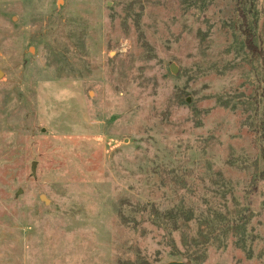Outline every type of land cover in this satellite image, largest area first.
<instances>
[{
    "label": "rangeland",
    "instance_id": "1",
    "mask_svg": "<svg viewBox=\"0 0 264 264\" xmlns=\"http://www.w3.org/2000/svg\"><path fill=\"white\" fill-rule=\"evenodd\" d=\"M263 112L264 0H0V264H264Z\"/></svg>",
    "mask_w": 264,
    "mask_h": 264
},
{
    "label": "trees",
    "instance_id": "2",
    "mask_svg": "<svg viewBox=\"0 0 264 264\" xmlns=\"http://www.w3.org/2000/svg\"><path fill=\"white\" fill-rule=\"evenodd\" d=\"M242 19H243V25L245 24V26H247L246 22H245V19H244V16H242ZM243 36L245 38V46L248 49V51H250L254 55H256L257 53L260 54V52L257 50L256 46L253 45V35L251 33H249L248 29L243 32ZM260 131H261V134L259 136V139H260V141L262 143L261 150H262V153L264 155V112H263V121H262V124L260 125ZM258 177L260 179L264 180V171L261 172L258 175ZM161 214L164 216L162 218H170V214H173V212H162ZM174 228L176 229L175 226L173 227V229ZM170 235L171 234H166L167 237L168 236L170 237ZM168 240L171 241L170 239H168Z\"/></svg>",
    "mask_w": 264,
    "mask_h": 264
},
{
    "label": "water",
    "instance_id": "3",
    "mask_svg": "<svg viewBox=\"0 0 264 264\" xmlns=\"http://www.w3.org/2000/svg\"><path fill=\"white\" fill-rule=\"evenodd\" d=\"M170 70H171L172 73H174V74L176 73L175 66L171 65ZM35 168H36V162H32V164H31V175H32V177L35 176V172H36ZM18 193H20V191ZM40 200L43 201L45 204H47L49 202L45 198V196H40ZM170 264H181V263H170Z\"/></svg>",
    "mask_w": 264,
    "mask_h": 264
}]
</instances>
